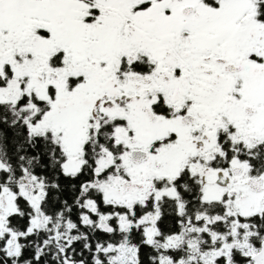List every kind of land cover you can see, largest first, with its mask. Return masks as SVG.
<instances>
[{"label":"snow or ice","instance_id":"snow-or-ice-1","mask_svg":"<svg viewBox=\"0 0 264 264\" xmlns=\"http://www.w3.org/2000/svg\"><path fill=\"white\" fill-rule=\"evenodd\" d=\"M0 264H264V0H0Z\"/></svg>","mask_w":264,"mask_h":264}]
</instances>
